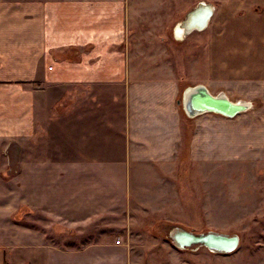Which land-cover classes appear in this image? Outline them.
Instances as JSON below:
<instances>
[{
  "label": "crops",
  "instance_id": "1",
  "mask_svg": "<svg viewBox=\"0 0 264 264\" xmlns=\"http://www.w3.org/2000/svg\"><path fill=\"white\" fill-rule=\"evenodd\" d=\"M127 1L0 0V264H131L132 212L181 204L184 166L208 188L215 163H264V0L199 1L185 85L132 61ZM196 85L252 107L185 123Z\"/></svg>",
  "mask_w": 264,
  "mask_h": 264
},
{
  "label": "rangeland",
  "instance_id": "2",
  "mask_svg": "<svg viewBox=\"0 0 264 264\" xmlns=\"http://www.w3.org/2000/svg\"><path fill=\"white\" fill-rule=\"evenodd\" d=\"M199 1L128 0L127 46L132 61L148 72H172L182 85L198 78L200 70L190 65L202 57L203 42L193 44L186 36L185 42L178 43L173 29ZM182 117L188 123L183 109ZM181 175V186H177L181 204L172 201L162 208L145 204L132 212L131 264H264V163L234 166L230 162L225 167L215 163L208 188L201 179L189 178L185 166ZM174 227L238 235L240 245L228 255L206 248L181 251L168 238Z\"/></svg>",
  "mask_w": 264,
  "mask_h": 264
},
{
  "label": "water",
  "instance_id": "3",
  "mask_svg": "<svg viewBox=\"0 0 264 264\" xmlns=\"http://www.w3.org/2000/svg\"><path fill=\"white\" fill-rule=\"evenodd\" d=\"M215 8L210 3L199 2L185 18L177 23L174 32L181 30L183 37L193 32H201L207 29L214 16ZM182 109L188 118L212 113L226 118H233L248 111L252 104L246 101H231L224 93L212 95L204 85L188 87L182 94ZM173 246L181 251H198L206 248L214 254L228 255L235 252L240 245L238 235H229L208 231L195 233L181 227H174L168 234Z\"/></svg>",
  "mask_w": 264,
  "mask_h": 264
},
{
  "label": "bare ground",
  "instance_id": "4",
  "mask_svg": "<svg viewBox=\"0 0 264 264\" xmlns=\"http://www.w3.org/2000/svg\"><path fill=\"white\" fill-rule=\"evenodd\" d=\"M175 36L177 37V38H179V39H183L184 37H183V33L181 32V30L179 31V30H177L176 32H175Z\"/></svg>",
  "mask_w": 264,
  "mask_h": 264
},
{
  "label": "built area",
  "instance_id": "5",
  "mask_svg": "<svg viewBox=\"0 0 264 264\" xmlns=\"http://www.w3.org/2000/svg\"><path fill=\"white\" fill-rule=\"evenodd\" d=\"M117 243H119V242H117Z\"/></svg>",
  "mask_w": 264,
  "mask_h": 264
}]
</instances>
